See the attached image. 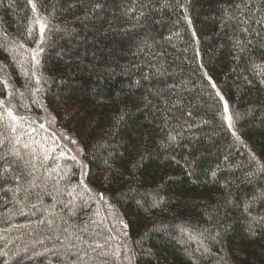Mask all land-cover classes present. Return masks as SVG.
Returning a JSON list of instances; mask_svg holds the SVG:
<instances>
[{"label":"trees","instance_id":"trees-1","mask_svg":"<svg viewBox=\"0 0 264 264\" xmlns=\"http://www.w3.org/2000/svg\"><path fill=\"white\" fill-rule=\"evenodd\" d=\"M35 3L0 0V100L22 116L46 107L87 171L25 116L6 132L53 153L0 146V264H122L107 215L130 264H264V201L254 231L243 210L264 187V0Z\"/></svg>","mask_w":264,"mask_h":264},{"label":"rangeland","instance_id":"rangeland-1","mask_svg":"<svg viewBox=\"0 0 264 264\" xmlns=\"http://www.w3.org/2000/svg\"><path fill=\"white\" fill-rule=\"evenodd\" d=\"M43 110H41V113L39 114H36V115H32V114H28V115H24L29 121L39 125L41 127V125L43 124L45 130L49 131L56 139L57 141L62 144L65 148H67L68 151H65L67 153H63V154H69V151H70V154L72 155V157H74V159H76L80 165V174L82 177L85 176L86 174V171H87V164L82 160V157H81V152H80V149H79V146L78 144L76 143L75 141V138L73 136H71L70 133H68L65 129L57 126L55 124V121H54V117L52 116L51 112H48L47 111V108L46 107H43ZM7 132V131H6ZM9 137V140L12 142L11 144H8V145H11L10 148L11 150H15V145H18L20 147H24V149L26 150H20L18 151L19 154H23V155H27L29 157H34V158H38V159H42L43 161L41 160H38L41 161L39 163H45V159H44V154L46 153V155H48V153L50 155H52L53 151L51 150V152H49V148L46 150L45 153H43V151H41L39 148H40V143L38 144V141H34L33 139V136L31 134H29L28 136H25V135H22L20 134V136H14L13 134L11 133H6ZM1 139L3 137H0ZM19 138H23L25 139V141H27L26 143H23V144H18L19 142H16L17 139ZM74 141V142H73ZM35 145L37 146V148L35 150H33V147L35 148V146L31 147L32 145ZM25 145H28V147H25ZM31 147L32 149L28 150V148ZM56 155V154H55ZM53 157V161L55 162H58L59 164L63 163L64 160V157L62 158V156L60 155H56ZM77 192V190H75ZM85 201L88 199L86 198V196L83 194V193H78L76 195V198L75 200L78 201V200H84ZM107 223L109 224L110 228H112L114 234L116 235V250H117V254L118 256L120 257L121 259V262L122 264H130L129 263V254H128V249H127V245L124 243V238H123V235L121 233V231L119 230V228H117V224H116V220L115 218L113 217V215H107ZM95 224H98L99 225V230L101 231H104V228L105 226L102 225V223L100 222V220H96V223ZM103 238L100 239H94L93 242H97L99 241L102 245L103 244ZM50 241H48V245H50ZM98 250L97 252H104L106 251V247L103 246V247H96ZM100 248V249H99ZM102 249V250H101ZM78 264H84L82 263V261L80 262V260L77 262Z\"/></svg>","mask_w":264,"mask_h":264},{"label":"snow or ice","instance_id":"snow-or-ice-1","mask_svg":"<svg viewBox=\"0 0 264 264\" xmlns=\"http://www.w3.org/2000/svg\"><path fill=\"white\" fill-rule=\"evenodd\" d=\"M28 5L31 7L33 12L37 11V6L35 3V0H27ZM177 6H181L178 3L177 0ZM182 7V6H181ZM37 25L39 26V33H40V37L41 40L40 42H43V35H44V31L45 29L48 27V24L46 21H44L43 19L37 17L36 20ZM31 33H29L30 35ZM23 46V45H22ZM38 55H39V51L37 50L35 52V54L32 56V60L36 63H38ZM254 71L256 72V75H262L264 74V66L262 65H254L253 66ZM25 75H27V70H25ZM32 76L35 77L36 79V84L39 85L40 83V78L38 76H36L35 71L32 72ZM262 83H264V80L261 81ZM5 88H7V83L5 82L4 84ZM214 86V85H213ZM39 91V88H35L33 89V94ZM21 95H23L21 93ZM222 99V97H221ZM10 103V101H9ZM0 109H2V111H0V137H3L2 139H0V146L6 145V144H11L12 142L9 140L8 135L6 134V131L10 130L11 133H15L16 132V127L14 126L15 123H19L20 121L25 120L26 118L22 115H20L17 112L13 111V107H9L6 106L5 101L4 100H0ZM229 109H228V105L227 102L225 101L224 103V112L228 113ZM224 119L227 120L228 122V127L229 129L232 128V116L231 115H227L224 117ZM11 122V123H9ZM41 127H44V125L42 124ZM168 140L169 141H175L176 137L173 135H169L168 136ZM18 142V140L16 141ZM74 142V141H73ZM25 147H28V145H25ZM17 157H19V153L15 152L14 153ZM8 155L7 152H5L3 155H0V161H4L5 163H11L10 161H7L5 159V157ZM49 157L48 155L44 156V159L47 160ZM74 159V157H73ZM253 162L256 164V169L255 172H259V173H264V164H261L258 160H256L255 157L252 158ZM8 169H5V172H7ZM22 174V173H21ZM255 173H250V175H254ZM213 175H215V173H213ZM19 175H17L15 177L16 180H19ZM102 197V194H101ZM260 201H264V187H262L260 190H255L252 194L251 200H249L248 202H246L244 204V212L247 213L251 219L249 221L248 227L250 231H254V225L258 224L259 221L256 219V217H252L251 216V212L249 211V209L252 207V205L260 202ZM161 203V201L159 199H157V195H152V207L155 208L157 206H159V204ZM35 207V205H34ZM218 235V234H217ZM207 250V249H205Z\"/></svg>","mask_w":264,"mask_h":264}]
</instances>
